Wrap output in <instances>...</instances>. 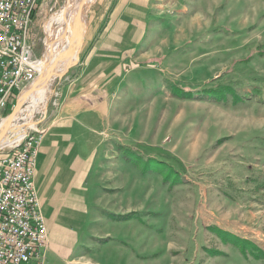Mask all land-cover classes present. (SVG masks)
I'll list each match as a JSON object with an SVG mask.
<instances>
[{
  "label": "rangeland",
  "instance_id": "obj_1",
  "mask_svg": "<svg viewBox=\"0 0 264 264\" xmlns=\"http://www.w3.org/2000/svg\"><path fill=\"white\" fill-rule=\"evenodd\" d=\"M65 2L36 5L37 59ZM83 21L10 128L53 145L44 264H264V0H92Z\"/></svg>",
  "mask_w": 264,
  "mask_h": 264
},
{
  "label": "built area",
  "instance_id": "obj_2",
  "mask_svg": "<svg viewBox=\"0 0 264 264\" xmlns=\"http://www.w3.org/2000/svg\"><path fill=\"white\" fill-rule=\"evenodd\" d=\"M39 0H0V113L40 73L30 39ZM42 133L0 153V264H44L48 230L34 186Z\"/></svg>",
  "mask_w": 264,
  "mask_h": 264
},
{
  "label": "bare ground",
  "instance_id": "obj_3",
  "mask_svg": "<svg viewBox=\"0 0 264 264\" xmlns=\"http://www.w3.org/2000/svg\"><path fill=\"white\" fill-rule=\"evenodd\" d=\"M90 1L92 0H66L65 4L51 15L46 24L48 38L46 40L43 58L40 60V73L36 77V82L34 81L36 84L32 83L20 94L18 99L22 100V102L28 98L37 100L36 95H41V91H43V88L49 81L61 75L76 62L78 49L80 48L85 29L83 11ZM21 109V105H18L15 114L10 120L8 118L1 120L0 148L15 145L22 138L24 128L16 130L14 134L12 133L13 135L10 131L16 119V113ZM10 134L12 135L11 138H9Z\"/></svg>",
  "mask_w": 264,
  "mask_h": 264
},
{
  "label": "crops",
  "instance_id": "obj_4",
  "mask_svg": "<svg viewBox=\"0 0 264 264\" xmlns=\"http://www.w3.org/2000/svg\"><path fill=\"white\" fill-rule=\"evenodd\" d=\"M33 27H34V22H33V25L31 26V28H33ZM51 151L53 152V145L51 147H48L46 144H44V145L41 144L39 147L38 156H37V160H36L37 165H36L35 169L37 168V171L39 174V180L41 181V183L43 182L42 181V175H43V170H44L43 165L46 164L45 161L51 162ZM44 181H45V195H46L47 190H49V188H50V183L52 181V178L48 175ZM38 195H39V193H38ZM40 196H38V199L40 201L42 213L45 217V213L43 210L44 205L42 203V200H40ZM45 221H47L46 218H45ZM46 225L48 226L47 222H46Z\"/></svg>",
  "mask_w": 264,
  "mask_h": 264
},
{
  "label": "water",
  "instance_id": "obj_5",
  "mask_svg": "<svg viewBox=\"0 0 264 264\" xmlns=\"http://www.w3.org/2000/svg\"><path fill=\"white\" fill-rule=\"evenodd\" d=\"M21 104H22V100L18 99L15 106L11 110L10 114L7 116L8 120H10V118L15 114L16 108L18 107V105H21Z\"/></svg>",
  "mask_w": 264,
  "mask_h": 264
},
{
  "label": "trees",
  "instance_id": "obj_6",
  "mask_svg": "<svg viewBox=\"0 0 264 264\" xmlns=\"http://www.w3.org/2000/svg\"><path fill=\"white\" fill-rule=\"evenodd\" d=\"M12 100H13V99H12ZM12 100H11V101H12Z\"/></svg>",
  "mask_w": 264,
  "mask_h": 264
}]
</instances>
